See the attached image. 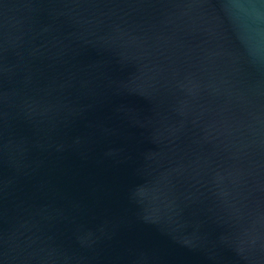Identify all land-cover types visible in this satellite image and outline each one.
<instances>
[{
    "label": "water",
    "instance_id": "95a60500",
    "mask_svg": "<svg viewBox=\"0 0 264 264\" xmlns=\"http://www.w3.org/2000/svg\"><path fill=\"white\" fill-rule=\"evenodd\" d=\"M0 264H264V0H0Z\"/></svg>",
    "mask_w": 264,
    "mask_h": 264
}]
</instances>
